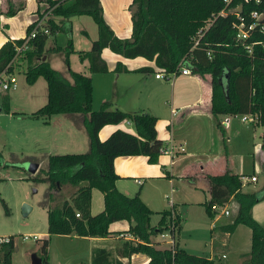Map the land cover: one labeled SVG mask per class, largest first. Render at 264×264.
Here are the masks:
<instances>
[{
    "label": "trees",
    "instance_id": "trees-1",
    "mask_svg": "<svg viewBox=\"0 0 264 264\" xmlns=\"http://www.w3.org/2000/svg\"><path fill=\"white\" fill-rule=\"evenodd\" d=\"M37 1L46 4L39 18L50 13L49 19L43 23L49 32L46 34L39 30L29 40V48L21 53L27 62L26 82L34 84L39 77H43L47 84V101L29 117L40 118L47 123L53 115L82 113L90 143V149L85 153L50 155L47 169L43 170L44 177L34 178L47 181L52 191H59L65 185L75 187L69 199L64 200L61 206L48 208V234L107 237L111 233L109 225L112 222L127 220L132 222L128 229L132 239L123 242L118 257L113 259L106 248L97 247L92 250L90 264H130L129 261H121L119 257L129 259L135 253L147 255L149 261L146 264H215L213 259L190 254L178 248L175 243L168 248L156 247L151 237L168 227L171 236L175 237L178 218L171 211L164 212L159 225L151 226L153 212L142 201L139 192L128 196L116 188L115 181L119 178L114 169L116 157L144 155L148 162H158L164 145L157 137V118L149 113L112 108L109 102L93 110L91 75L70 70V81L51 67L47 60H42V57L49 51L60 50L57 47H45L48 36L62 28L56 18L64 21L86 15L93 19L98 31V37L90 49L79 51L81 58L88 60L91 74L108 71L101 52L109 48L126 58L153 60L158 69L166 73L186 66L193 74L209 75L212 88L211 114L221 136L224 154L228 158L227 136L219 120L220 115H252L255 123L264 127V47H256L251 55L247 54L235 42V14L213 18L224 7V0H132L129 7L132 32L129 38H119L105 22L100 0ZM238 1L232 0L230 7H234ZM23 6V1L14 3V0H4L1 12L6 16H14ZM252 9L264 11V4L244 5L245 11ZM211 18L213 21L199 44L192 48L193 38ZM37 22L27 27L24 37L8 40L0 47V74L12 71L16 48L30 35ZM69 51H66L67 56ZM121 69L119 64L116 70ZM3 105L6 112H9L8 95L4 97ZM126 120L134 125L135 134L117 129L105 140H100L98 133L103 126ZM260 138L264 150V131ZM3 160L0 154V166ZM206 178L210 197L204 205L208 215L214 218L217 210L213 206L223 207L234 200L238 204L237 214L225 230L231 232L239 224L247 226L251 231V246L242 264H264V226L252 216V207L264 199V167L263 185L260 190L253 192L242 191L241 176L231 168L221 174H208ZM92 189L103 193L104 202L103 210L94 215L90 211ZM50 197L52 199V193ZM1 201L8 213L6 203ZM76 213L80 216L77 217ZM49 237L41 239L38 256L42 264H49ZM14 250L13 240L2 245L0 264H12Z\"/></svg>",
    "mask_w": 264,
    "mask_h": 264
},
{
    "label": "crops",
    "instance_id": "crops-1",
    "mask_svg": "<svg viewBox=\"0 0 264 264\" xmlns=\"http://www.w3.org/2000/svg\"><path fill=\"white\" fill-rule=\"evenodd\" d=\"M23 2V8L13 17L6 16L1 12L4 0H0V21H7L10 34V36L9 34L3 36L0 31V47L8 40L22 38L26 34L27 27L32 23L34 11L40 10L38 7L41 3L37 0H24ZM131 3L132 0H100L104 20L119 38H129L131 36V12L126 10ZM76 17L64 21L61 18L55 20L59 26L61 25L62 28L60 29L68 32L71 31L73 20ZM21 25L25 30V32L23 30L24 33L19 32ZM85 35L88 48L82 50L71 48L69 51L76 54L77 63L69 66L70 64L67 62L65 71L56 70L60 71L70 81H72L70 70L91 75L92 109H96L97 105L109 102L112 108H118L122 111L154 115L157 118V137L164 145V151L159 156L157 163L148 162L147 156L144 155L118 156L114 159V169L119 176L115 181V185L119 191L128 196H133L139 192L140 198L150 210L161 206L163 197L168 200L172 207L177 204L174 198L185 200L189 197L200 200L204 195L206 198L203 203H205L210 197L206 175L221 174L227 168H231L241 176L243 192H247L244 188L251 183L260 182V187H262L263 179H259L258 175L263 172L264 167V150L261 148L260 138L264 130L258 135L254 132V138L251 141L252 130L254 129L245 125L248 120H236L230 118L231 116L220 115L219 120L222 122L227 136V158L222 148L220 133L211 114L212 88L209 75L199 76L191 72L190 74H179L171 78L169 76L156 78L155 74L159 69L153 60L143 57L126 58L112 52L109 48H104L101 52V57L105 61L108 71L106 73L91 74L88 68V60H83L79 51L90 49L92 42L98 37V31L96 34L85 32ZM45 47L48 49L55 46L47 47L46 40ZM43 56H45V60L49 62L50 66L55 69L56 67L52 65V61L49 59V53L47 52ZM119 64L122 67L120 71L116 70ZM45 85L47 86V84ZM46 101L47 98L43 104ZM36 110L28 111L30 114L25 113L24 117L30 118L28 116ZM83 119L84 115L82 113L53 115L47 123L42 119H37L36 129L40 134L35 132V143L41 150V154L48 157L52 154H61L59 151L66 149L71 153L88 152L90 143ZM117 129L136 133L132 122L126 120L118 124L103 126L98 136L100 140H105ZM240 137L243 138L246 145L250 143L247 153L242 152L243 154H241L233 150L232 142L237 140V143L240 144V141H238ZM252 170L257 179L251 181L250 177L252 175L243 179V174ZM72 188V191H74L75 187L72 186ZM257 190L258 187L255 191ZM94 192V189H92L90 211L93 215L101 212L104 208L103 194L95 198ZM96 199H98L97 205L94 206ZM233 202L235 201L231 200L228 205ZM235 209L238 210L237 203ZM222 216L221 213L216 214L212 218L211 227ZM252 216L264 226V199L252 207ZM230 223L232 222L221 223L219 230L215 229V226L211 229L214 230L213 236H211L213 246H211L210 255L206 258L214 260L213 254H215L217 244V246H220V244L226 245L232 243L235 239L238 245L239 240L235 237L242 233L246 234L247 231L242 229V224L237 225L231 232L226 231L225 227ZM131 224L132 222L127 220L112 222L109 225L111 233L107 237L70 235L82 238L89 243L90 264L92 250L97 247L106 248L113 259L117 258L123 242L132 239V235L128 232ZM248 234L251 237L250 229ZM156 240L155 236L151 237V241ZM176 244L180 248L179 244ZM242 255H245V253ZM223 256L225 255L222 254ZM119 259L123 262L129 261L130 264H146L149 261V257L143 253L132 254L129 259L121 257ZM49 260L51 264V256ZM74 264L86 263L77 260Z\"/></svg>",
    "mask_w": 264,
    "mask_h": 264
},
{
    "label": "rangeland",
    "instance_id": "rangeland-1",
    "mask_svg": "<svg viewBox=\"0 0 264 264\" xmlns=\"http://www.w3.org/2000/svg\"><path fill=\"white\" fill-rule=\"evenodd\" d=\"M19 1L24 0H15V3ZM38 8L40 10L34 11L35 14L31 21L32 23L45 10V3H41ZM126 10L130 12L129 7ZM49 16L50 13L47 12L40 19L45 23L49 19ZM19 28V32H23V26L21 25ZM0 31L3 36H8L9 27L6 20L0 21ZM85 32L89 34L93 32L96 34L97 26L90 16H77L73 20L71 31L66 32L65 30L59 29L56 33L48 36L47 47L52 45L60 49L59 51L48 52L49 59L52 61V65L56 67L55 69L65 71V68H67L66 51L68 49L70 50V43L71 48L81 50L88 48ZM76 61V54L68 52V63L70 64L68 65H75L77 63ZM26 68V58L21 53L14 58L12 71L2 75V79H5L7 75L16 76L17 89H0V105L3 106V109L0 111V154L4 159L2 166H0V236H14L15 250L12 254V264H31L32 254L38 255L40 253L41 239L49 236V259L51 256V264H74L77 260H82L83 263L89 264L90 251L88 250L89 243L86 240L71 235L48 234V208L61 206L64 200L69 199L73 188L71 185H65L59 191H52L47 181L34 180L35 177H44L43 170L47 169L49 156L44 157L35 143V132H38L36 129L38 123L36 121L40 118L34 119L24 116L25 113L30 114L28 111L36 110L42 106L47 98V86L45 85L46 82L43 77H39L34 85L28 84L25 80ZM6 95H8L10 100L11 109L9 112H6L3 105ZM99 107L100 105H97L95 107L96 109L93 110H97ZM227 116H231L230 118L236 120H240L242 117L240 114ZM247 116L249 120L245 125L254 129L252 130V141L254 132L258 135L264 130V127L257 125L255 123V117L252 115ZM38 133L40 134V132ZM238 141H240V144L237 143V140L232 142L234 152H240L241 154L247 153L250 143L246 145L242 137ZM59 152L61 154L71 153L67 149L60 150ZM29 162L38 164L36 171H31L26 168ZM250 175H253V170L249 173H244L243 179ZM258 177L259 179H263V172ZM257 187L260 190V182L251 183L244 190L253 192ZM94 191L95 198L103 194L97 189H94ZM51 193L52 199H50ZM205 198L204 195L200 200L189 197L185 200L182 198H174L177 204L175 207H172L168 200L163 197L162 205L157 208H152L153 213L151 214L150 225L157 227L162 213L171 211L178 218V226L175 231V237H173L175 244L178 243L181 249L190 254L207 257L210 255L211 246H213L211 236H213L214 230L211 229L214 226L216 227L215 229H218L219 225L224 222H233L232 220H234L237 211L235 209L236 203H230L227 205L230 213L223 215L211 227L212 218L208 215L203 203ZM1 199L6 203L9 210L8 213ZM97 201L98 199L94 201V206L97 205ZM24 204L31 206L30 212L26 215L23 213ZM222 210H224V207L221 208ZM216 214L219 213L217 212ZM242 227L247 232L246 234L241 232V235L235 237L239 240V243L237 242L238 245L235 239L232 243L226 245H216L215 254L212 253L215 264H242L243 260L249 254L251 246L248 234L249 229L244 225ZM34 235L37 236L36 239L33 238ZM170 235V227H168L153 235L157 240L152 242L158 248H168L172 245ZM24 236H27V238L23 239ZM243 253L245 255H242ZM222 254L225 256L222 257Z\"/></svg>",
    "mask_w": 264,
    "mask_h": 264
},
{
    "label": "built area",
    "instance_id": "built-area-1",
    "mask_svg": "<svg viewBox=\"0 0 264 264\" xmlns=\"http://www.w3.org/2000/svg\"><path fill=\"white\" fill-rule=\"evenodd\" d=\"M232 0H224V7L222 10H220L217 14L213 15V18L220 15H227V14H235L236 20L233 23V27L235 29V42L239 44L244 51L251 55L253 53V50L256 47H264V11H259L256 9L252 10H244V5L253 3V4H264V0H239L237 4L234 7H230V3ZM213 18L206 21L205 25L199 29L196 36L193 38V46L192 48H195L201 39V37L204 35V32L208 27L211 25ZM37 26H35L32 31L30 32V35L25 39V41L16 48V54H20L24 50L29 48V40L34 38L36 33L38 31H43L44 33H48V28L43 26V22L40 18L37 19ZM43 26V27H42ZM40 28V29H38ZM207 55L210 56V53L207 52ZM7 72H2L0 74V89L2 90H9V89H16L17 87V80L14 76L7 75L5 79H2V75L6 74ZM191 71L186 66H180V68L177 71H173L171 73H166L162 70H159L156 72L155 77L156 78H166V77H176L179 74H190ZM241 119L243 121L249 120V117L247 115H242ZM164 149L162 150V152ZM246 179V178H245ZM257 178L255 175H252L250 177L251 181H255ZM227 205H224V210L221 211L222 207L213 206L217 212L222 215H228L229 210L227 209ZM220 211V212H219ZM76 216L79 217L80 214L76 213ZM164 237V235H162ZM27 236H24L23 239H26ZM34 239L37 238L36 235L33 236ZM11 240H14L13 235H1L0 236V248L2 245L9 243ZM175 239L170 235V242L172 247L174 245Z\"/></svg>",
    "mask_w": 264,
    "mask_h": 264
},
{
    "label": "water",
    "instance_id": "water-1",
    "mask_svg": "<svg viewBox=\"0 0 264 264\" xmlns=\"http://www.w3.org/2000/svg\"><path fill=\"white\" fill-rule=\"evenodd\" d=\"M264 22V19H263ZM43 60H45V56H43ZM0 111H1V106H0ZM28 170L31 171H36V169L38 168V164L37 163H32L29 162L27 163V167ZM31 210V206L24 204L23 205V213L26 215L30 212ZM31 264H42L41 262V258L37 255V254H32L31 256Z\"/></svg>",
    "mask_w": 264,
    "mask_h": 264
}]
</instances>
